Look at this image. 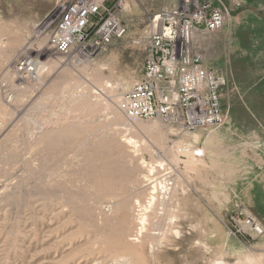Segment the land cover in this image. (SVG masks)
I'll list each match as a JSON object with an SVG mask.
<instances>
[{"label":"rangeland","instance_id":"374dc122","mask_svg":"<svg viewBox=\"0 0 264 264\" xmlns=\"http://www.w3.org/2000/svg\"><path fill=\"white\" fill-rule=\"evenodd\" d=\"M73 1L0 0V264H264V234L243 224L253 217L264 228V0H241L222 30L181 48H207L208 68L227 82L225 125L187 133L160 120L130 122L116 104L142 77L155 15L193 8L129 0L121 40L102 49L90 40L61 54L51 38ZM23 60L35 81L17 68ZM73 124L78 135L59 138L52 152L39 143ZM130 137L145 142L144 161L170 189L156 236L135 244L133 254L104 244L116 220L100 217L94 227L86 214L95 150L108 147L131 168L129 178L142 181L140 161L130 166L124 158Z\"/></svg>","mask_w":264,"mask_h":264},{"label":"built area","instance_id":"2783aa9c","mask_svg":"<svg viewBox=\"0 0 264 264\" xmlns=\"http://www.w3.org/2000/svg\"><path fill=\"white\" fill-rule=\"evenodd\" d=\"M128 1L111 5L110 0H74L66 4L51 46L58 53L68 54L82 42L91 40L96 49H102L121 40L127 32L121 14ZM182 2L193 11L174 8L155 15L142 77L121 95L117 110L130 122L160 120L181 133L198 128L220 129L227 119L221 104L226 78L208 68L207 48L195 53L191 46L181 48L202 35L222 30L232 14L242 8V3L241 0ZM22 62L17 67L19 71L35 81L37 72L28 67L29 62ZM12 99V94L5 96L7 102ZM243 224L258 236L264 234V228L253 217H247Z\"/></svg>","mask_w":264,"mask_h":264},{"label":"bare ground","instance_id":"6f19581e","mask_svg":"<svg viewBox=\"0 0 264 264\" xmlns=\"http://www.w3.org/2000/svg\"><path fill=\"white\" fill-rule=\"evenodd\" d=\"M23 61L30 62L28 60ZM122 88L126 90L128 86L125 84ZM79 128V125L73 124L68 125L65 131L51 130L44 137H41L39 143L49 148L48 152H52L53 147L58 145L59 138H75L78 135ZM125 142L126 145L132 148V151H129L130 154L124 156V158L127 159L130 166L131 163L140 161L138 168L142 181L138 182L137 179H130L131 168H122L121 165H118L105 152L104 149H108V147L104 146L102 147L103 150H95V153L91 155L93 162L89 170V202L91 212L89 213L86 210V214H89L93 218V222H95L94 227H96L95 224L102 217L105 222L116 220L111 237H105L103 242L110 248H120L127 254H133L135 244L146 242L147 239L156 236V234H153V231L158 224L157 219L163 215V212L160 211H164L163 207L166 206L164 196L170 189H168L165 180L159 181L158 177L154 178L157 171L156 167L144 161L140 148L145 146V142L136 141L131 137L130 139H125ZM188 150L193 153V156L197 153L204 154L203 150L194 151L190 148ZM96 160L100 162V168L103 169L102 172L97 171V165L99 164ZM155 163L158 164V162ZM162 163L158 164V166L163 167ZM115 174H118V182L116 179L112 181ZM161 207L162 209H160ZM46 210V204H42V211L45 212Z\"/></svg>","mask_w":264,"mask_h":264}]
</instances>
